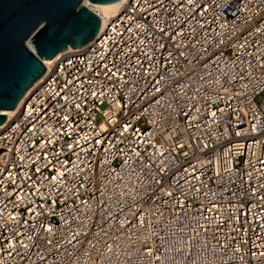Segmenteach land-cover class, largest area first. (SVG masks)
I'll return each mask as SVG.
<instances>
[{
    "label": "built area",
    "instance_id": "obj_1",
    "mask_svg": "<svg viewBox=\"0 0 264 264\" xmlns=\"http://www.w3.org/2000/svg\"><path fill=\"white\" fill-rule=\"evenodd\" d=\"M0 125V264H264V0H125Z\"/></svg>",
    "mask_w": 264,
    "mask_h": 264
},
{
    "label": "water",
    "instance_id": "obj_2",
    "mask_svg": "<svg viewBox=\"0 0 264 264\" xmlns=\"http://www.w3.org/2000/svg\"><path fill=\"white\" fill-rule=\"evenodd\" d=\"M120 0H0V125L57 54L97 38Z\"/></svg>",
    "mask_w": 264,
    "mask_h": 264
},
{
    "label": "bare ground",
    "instance_id": "obj_3",
    "mask_svg": "<svg viewBox=\"0 0 264 264\" xmlns=\"http://www.w3.org/2000/svg\"><path fill=\"white\" fill-rule=\"evenodd\" d=\"M124 2H125V0H120L119 3H118V5H117L116 8L114 9V11H113L108 17L115 16V15L119 12L120 7H121V5H122ZM39 82H40L39 80L36 81V82L30 87V89L24 94V97L21 99V101L18 103L17 106H20L21 102L24 100V98L26 97V95H27L28 93H30V90H31L33 87H35ZM2 113H3V114H6V115H7V119H9V118H10V115H11L12 112H11L10 110H5V111H2Z\"/></svg>",
    "mask_w": 264,
    "mask_h": 264
}]
</instances>
